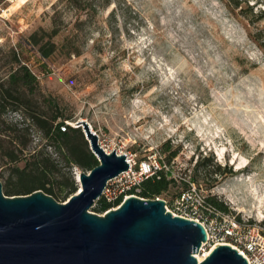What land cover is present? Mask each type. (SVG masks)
<instances>
[{"label":"rangeland","instance_id":"obj_1","mask_svg":"<svg viewBox=\"0 0 264 264\" xmlns=\"http://www.w3.org/2000/svg\"><path fill=\"white\" fill-rule=\"evenodd\" d=\"M89 1L93 15L59 0H0V48H17L39 100L54 97L71 126L86 120L108 151L167 162L178 149L168 163L175 180L159 197L169 211L182 212L186 182L264 227V0ZM61 6L54 41L79 14L81 54L43 58L28 36L49 30ZM31 131L33 149L42 142Z\"/></svg>","mask_w":264,"mask_h":264},{"label":"water","instance_id":"obj_2","mask_svg":"<svg viewBox=\"0 0 264 264\" xmlns=\"http://www.w3.org/2000/svg\"><path fill=\"white\" fill-rule=\"evenodd\" d=\"M98 164L75 173L78 191L59 202L42 190L7 196L0 180V264H248L227 243L199 261L207 242L198 221L173 215L166 201L131 195L116 209H89L108 180L128 169L124 154L106 152L86 120H77Z\"/></svg>","mask_w":264,"mask_h":264},{"label":"trees","instance_id":"obj_3","mask_svg":"<svg viewBox=\"0 0 264 264\" xmlns=\"http://www.w3.org/2000/svg\"><path fill=\"white\" fill-rule=\"evenodd\" d=\"M229 5L235 0H225ZM108 2L105 1L104 4ZM58 4L75 8L76 12L89 9L92 15L97 13V7L89 0H59ZM238 4V3H237ZM53 12L52 25L49 30L39 28L28 36V41L38 47L41 57L47 58L56 50L64 55L78 56L81 48L76 43L77 33L82 30L84 20L76 15L75 21L67 27L68 32L56 43L54 38L62 30L60 24L61 8ZM264 46V45H263ZM17 48L7 50L0 48V179L2 191L7 196L29 194L42 190L57 201H64L76 193L79 186L75 181L72 168L88 172L98 164L96 157L89 149L88 142L80 127L66 123L71 117L64 115L59 103L52 96H42L38 88L36 75L21 57ZM17 115L16 119L11 115ZM32 129L38 132L42 145L31 149ZM166 151V149H163ZM178 152L172 150L167 163ZM199 158V156H198ZM203 157L194 164V169L200 165ZM218 168V166H216ZM4 170L8 173L4 177ZM170 170L159 171L144 179L136 196L148 199H159L174 182ZM195 178L190 176L189 182ZM184 190L188 189L187 183ZM184 192V191H182ZM181 194L178 195V198ZM208 202L216 209L228 212V207L222 201L209 196ZM113 205L102 198L94 202L92 211L104 213Z\"/></svg>","mask_w":264,"mask_h":264},{"label":"built area","instance_id":"obj_4","mask_svg":"<svg viewBox=\"0 0 264 264\" xmlns=\"http://www.w3.org/2000/svg\"><path fill=\"white\" fill-rule=\"evenodd\" d=\"M115 151L125 155L128 169L108 180L102 191L100 198L113 205L110 209H116L127 197L136 196L135 193L140 191L144 179L161 170L169 171L168 163L162 158L151 161L138 159L135 154L128 151ZM106 152L110 153V151ZM209 196L212 195L199 192L193 185L179 197L180 205L183 207L182 212L172 213L198 221L206 228L207 242L202 246V252L205 246V249H210L217 243H227L236 248L246 258L248 264H264L262 234L264 227L216 209L208 202Z\"/></svg>","mask_w":264,"mask_h":264},{"label":"bare ground","instance_id":"obj_5","mask_svg":"<svg viewBox=\"0 0 264 264\" xmlns=\"http://www.w3.org/2000/svg\"><path fill=\"white\" fill-rule=\"evenodd\" d=\"M72 123V125H74V122H71ZM90 125V124H89ZM103 149H105V148H103ZM106 151H108L107 149H105ZM242 162L241 163H239L238 164V168H241L242 167ZM79 187H80V185H79ZM217 244H220V243H217ZM217 244H215V245H217ZM214 245V246H215ZM214 246H212L211 248H210V250L214 247ZM209 250V251H210ZM209 251H204L203 253L200 251L199 253H197V254H195V256L197 257V259L200 261V260H202L208 253H209Z\"/></svg>","mask_w":264,"mask_h":264}]
</instances>
